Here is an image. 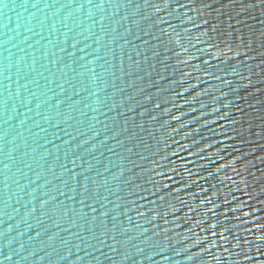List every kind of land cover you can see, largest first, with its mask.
I'll return each instance as SVG.
<instances>
[{
    "label": "water",
    "instance_id": "1",
    "mask_svg": "<svg viewBox=\"0 0 264 264\" xmlns=\"http://www.w3.org/2000/svg\"><path fill=\"white\" fill-rule=\"evenodd\" d=\"M0 264H264V0H0Z\"/></svg>",
    "mask_w": 264,
    "mask_h": 264
}]
</instances>
